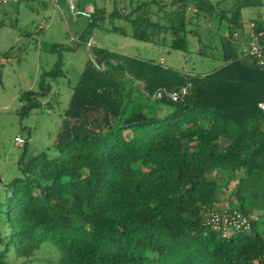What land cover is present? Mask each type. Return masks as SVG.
<instances>
[{"label":"trees","instance_id":"trees-1","mask_svg":"<svg viewBox=\"0 0 264 264\" xmlns=\"http://www.w3.org/2000/svg\"><path fill=\"white\" fill-rule=\"evenodd\" d=\"M101 1L82 40L92 59L52 150L22 155L9 182L0 264H264V62L232 38L244 15L264 29V1L110 0V11ZM96 29L185 54L194 35L222 63L184 72L96 46ZM61 51L37 88L21 92L19 114L53 111L42 99L63 74ZM227 189L229 210L257 218L223 236L203 221Z\"/></svg>","mask_w":264,"mask_h":264},{"label":"rangeland","instance_id":"rangeland-1","mask_svg":"<svg viewBox=\"0 0 264 264\" xmlns=\"http://www.w3.org/2000/svg\"><path fill=\"white\" fill-rule=\"evenodd\" d=\"M211 1L229 6L222 0ZM95 2L103 4L101 0H0V238H4L9 231L6 201L10 195L9 182L20 175L19 159L22 155L30 157L48 148L52 150L62 121L59 113L67 107L72 87L87 61L92 59L89 47L82 40ZM104 4L107 11L112 9L110 0ZM119 5L128 8L130 0L120 1ZM116 23L130 31L127 23ZM211 26L214 27V24ZM199 31L206 42L205 32L203 29ZM17 34L19 38L15 40ZM190 40L191 51L185 54L97 29L90 37V42L96 46L125 56L162 61L165 66L189 73L209 72L222 63L218 52L210 44L205 47L194 35L190 36ZM238 43L236 49L240 51L242 46ZM201 49L209 53L202 56L197 51ZM60 50L63 74L56 80L47 81L51 92L48 98L42 99L43 102L50 100L53 111L47 112L41 106L26 115L19 114L23 103L21 92L37 88L41 73L55 66ZM211 51H214L213 55ZM16 135L25 140L23 145L15 143ZM228 191L219 196L220 200L216 203L218 209L229 207ZM46 250L48 252V247ZM46 250L37 255L42 257L40 260L47 257ZM13 253L10 251L8 256L12 261ZM37 263L45 264V261Z\"/></svg>","mask_w":264,"mask_h":264},{"label":"built area","instance_id":"built-area-1","mask_svg":"<svg viewBox=\"0 0 264 264\" xmlns=\"http://www.w3.org/2000/svg\"><path fill=\"white\" fill-rule=\"evenodd\" d=\"M247 30L248 41L242 42V49L239 51L242 54L250 55L258 60L260 64L264 62V42H260V38L264 37V29L256 30L255 22L249 20L247 25L244 26ZM243 36V30H237L232 33V38L240 40ZM184 93L185 90L183 89ZM176 98V94H171ZM258 108L264 114V99L258 103ZM14 141L17 145H23L25 140L21 136H15ZM251 216L246 217L237 209L229 210L218 209L214 207L205 216L203 223L212 229L218 230L223 236L229 235L233 231L249 230Z\"/></svg>","mask_w":264,"mask_h":264},{"label":"crops","instance_id":"crops-1","mask_svg":"<svg viewBox=\"0 0 264 264\" xmlns=\"http://www.w3.org/2000/svg\"><path fill=\"white\" fill-rule=\"evenodd\" d=\"M249 10H246L245 12H246V14H249V13H247ZM261 13H262V17L264 18V10H263V12L262 11H260ZM250 20V18L247 16V15H244V17L242 18V24H243V36L241 37V39L239 40V45L244 41V42H247L248 41V35H247V30L244 28V26H246L247 25V23H248V21ZM15 37H13V39H14ZM19 38V36H18V34L16 35V39L15 40H17ZM13 46V45H12ZM12 46H10V47H12ZM0 65H2V63H0ZM47 112H49V111H47ZM16 136H20V135H16ZM220 200V199H219Z\"/></svg>","mask_w":264,"mask_h":264}]
</instances>
